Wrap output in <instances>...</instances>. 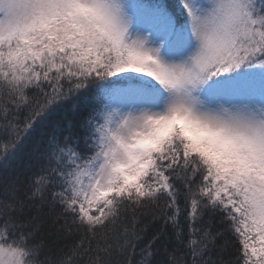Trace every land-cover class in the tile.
<instances>
[{
    "label": "snow or ice",
    "instance_id": "snow-or-ice-1",
    "mask_svg": "<svg viewBox=\"0 0 264 264\" xmlns=\"http://www.w3.org/2000/svg\"><path fill=\"white\" fill-rule=\"evenodd\" d=\"M0 264H264V0H0Z\"/></svg>",
    "mask_w": 264,
    "mask_h": 264
},
{
    "label": "trees",
    "instance_id": "trees-1",
    "mask_svg": "<svg viewBox=\"0 0 264 264\" xmlns=\"http://www.w3.org/2000/svg\"><path fill=\"white\" fill-rule=\"evenodd\" d=\"M49 223H50V222H49ZM47 229H48V223L45 224V230L47 231ZM75 239H76V237H71V238H69V239L66 241V243H68V244H72V243L74 242ZM63 243H65V241H61V244H63ZM225 258H227V256H225ZM156 259H158V260H165V259H166L165 254L163 253V251H161L160 256H158Z\"/></svg>",
    "mask_w": 264,
    "mask_h": 264
}]
</instances>
